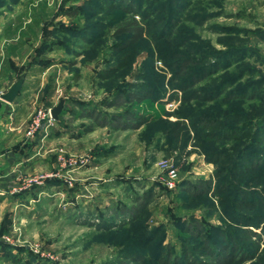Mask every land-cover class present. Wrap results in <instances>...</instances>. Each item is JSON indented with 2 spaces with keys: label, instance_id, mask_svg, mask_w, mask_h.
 Instances as JSON below:
<instances>
[{
  "label": "rangeland",
  "instance_id": "1",
  "mask_svg": "<svg viewBox=\"0 0 264 264\" xmlns=\"http://www.w3.org/2000/svg\"><path fill=\"white\" fill-rule=\"evenodd\" d=\"M134 1L151 12L152 30L117 52L123 36L115 29L128 16L115 6L122 0H0L1 81L14 72L42 83L25 139L42 130L27 135L39 108L65 100L46 145L24 147L41 160L10 187L28 196L1 219L0 264H142L139 256L163 264L168 252L185 264L188 256L211 260L206 245L227 239L238 257L253 255L233 264H264V169L249 167L264 156L256 143L264 131V0ZM142 88L152 96L105 106ZM82 107L152 119L114 129L80 117ZM204 115L220 137L207 138ZM200 179L211 181V193L189 190ZM242 189L260 206L240 209ZM147 192L151 202L136 217ZM5 251L15 252L13 262Z\"/></svg>",
  "mask_w": 264,
  "mask_h": 264
},
{
  "label": "trees",
  "instance_id": "2",
  "mask_svg": "<svg viewBox=\"0 0 264 264\" xmlns=\"http://www.w3.org/2000/svg\"><path fill=\"white\" fill-rule=\"evenodd\" d=\"M115 6L123 7L122 9L123 12L125 14H128V16H126L122 20V22L119 25H117L115 29L116 36H119V37L123 36V39L114 46V50L119 52V51L129 49L135 46L136 44L140 43L146 37V35H148L151 32L152 25L148 22V18H150V16L152 15H151V12L149 11L147 12L142 11L139 5L134 0H129V1L122 0L120 4L117 3ZM139 15H140V18H138ZM170 36L171 35L169 34L163 33L162 37L168 38ZM84 39L87 40V37H85ZM186 72H187L186 69L184 68L181 69L179 76H184ZM191 87L192 86L187 85L186 82H181V85H180L181 90H187L188 88H191ZM134 88H137V87L134 86ZM192 90H193L192 91L193 93H191V95L194 94L195 96H197V93L199 91L198 90L195 91L196 89H192ZM223 91L224 89L222 88L221 92ZM191 95L189 97H191ZM150 96H152V91L149 89H145V88L135 89L133 90V92L131 91L127 93V95H125L124 93H120V95L116 97L115 101L108 102L106 103L105 106L108 108H111L114 106H120L122 105L121 98L122 100L124 99V101L130 102L132 104L139 103L145 100L146 98H149ZM236 96L237 95L230 96L229 99L233 97L235 98ZM79 116L84 117V118L85 117L90 118L92 121L96 122V125L110 126L114 129H139L144 124H147L149 121H151L152 119L151 116H146L142 113L136 112L133 109L126 110L123 113L118 112V113H113L110 115V114L98 112L96 109L90 110V109H85L82 107V112ZM201 118L204 119V120L200 119L203 129L208 130V132L206 133L207 138L211 140L213 138L216 139L215 137L217 136L220 137L219 135L220 132L214 131L212 129L215 125H217L215 119L210 116H206V115H204ZM93 128H94L93 125H90L87 127L86 130L91 131ZM230 132L231 131H227L225 133V136L228 137ZM256 137H257L256 139L258 140L256 143L262 144L264 146V131L263 130L258 131ZM257 161L258 162L255 165H253L254 162L250 163L249 167L251 166V168L255 169L261 166L264 169V156L261 157ZM200 186L202 187V189L199 191L198 188ZM188 188L190 191L194 192L195 195L209 194L212 192L210 180L208 181V180L200 179L195 184L189 186ZM240 193H241V200L238 203V207L240 209H245L246 207H249V206L256 207L257 205L260 204L259 202H262V201L247 202L246 199L249 196L248 192L242 189L240 190ZM251 196L256 197L258 196V194L254 193ZM258 197L264 201V197L260 196V194ZM138 198L139 197H137L136 199ZM150 202H151V193L147 192L144 195V199L141 202L140 206H137L134 210L136 217L148 206ZM122 210L124 212L129 211L128 207H123ZM248 222L249 221H246V224H248ZM198 234H200V236L202 235L199 232ZM6 248H10V247L6 246ZM205 250H206V254L211 257V260L209 261L201 260L194 256H188L186 257L187 259H183V261L185 262V264H233L238 261L248 260L253 256V255L243 254L238 257L237 255L240 249H238L235 243H232L228 239L225 242H221L219 246H217L216 244L212 245L208 243L205 247ZM33 258L34 257H31L27 264H33ZM172 258H173V261H172ZM160 259H161L160 263H163V264H179L181 262L179 257L175 254H173L172 256L171 252L166 253V255L165 256L163 255V257H161ZM136 260L138 262H141L142 264H146L145 262H143V259L140 256L137 257ZM17 261H21V259H18ZM43 264H46V263H43Z\"/></svg>",
  "mask_w": 264,
  "mask_h": 264
},
{
  "label": "crops",
  "instance_id": "3",
  "mask_svg": "<svg viewBox=\"0 0 264 264\" xmlns=\"http://www.w3.org/2000/svg\"><path fill=\"white\" fill-rule=\"evenodd\" d=\"M0 21H6V18L2 17ZM15 81L14 72L8 73L3 81L0 79V230L3 228L1 219L9 207H11L10 210H13L28 196L27 193L13 195L14 190L10 187L15 184L18 178L16 176L23 171L32 169L30 165L32 159H40L37 157L40 153L39 150L37 152V148L30 154L26 153L25 145H46L45 141L50 138L51 129L54 128L52 125H44L32 141L25 139L24 132L27 122L37 107L38 95H36V91L38 88L35 87H37L36 85L41 86L42 83L41 80L32 81V79L25 78L23 88L17 98L13 102H8L2 98V94L8 91ZM54 140H58V138H54ZM0 246H2L1 243ZM14 253L5 251L4 260L13 262L14 259L11 257Z\"/></svg>",
  "mask_w": 264,
  "mask_h": 264
},
{
  "label": "built area",
  "instance_id": "4",
  "mask_svg": "<svg viewBox=\"0 0 264 264\" xmlns=\"http://www.w3.org/2000/svg\"><path fill=\"white\" fill-rule=\"evenodd\" d=\"M54 118L51 115V108L50 109H44V108H39L36 111L35 116L32 118L29 129L27 130V135L29 137H34L36 133L45 125L49 126L53 124ZM46 123V124H45ZM45 179V176H40L35 179V182L37 183H42L43 180Z\"/></svg>",
  "mask_w": 264,
  "mask_h": 264
},
{
  "label": "water",
  "instance_id": "5",
  "mask_svg": "<svg viewBox=\"0 0 264 264\" xmlns=\"http://www.w3.org/2000/svg\"><path fill=\"white\" fill-rule=\"evenodd\" d=\"M24 85V77L17 79L13 85L2 94V98L8 102H13L19 93L21 92ZM65 100L62 99L56 106L51 109V115L54 119H58L63 111Z\"/></svg>",
  "mask_w": 264,
  "mask_h": 264
}]
</instances>
